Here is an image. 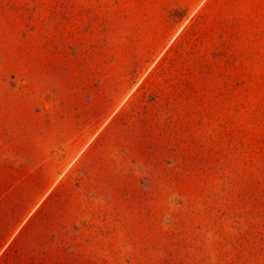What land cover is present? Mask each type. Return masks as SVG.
<instances>
[{"label":"rangeland","instance_id":"rangeland-1","mask_svg":"<svg viewBox=\"0 0 264 264\" xmlns=\"http://www.w3.org/2000/svg\"><path fill=\"white\" fill-rule=\"evenodd\" d=\"M0 264H264V0H0Z\"/></svg>","mask_w":264,"mask_h":264}]
</instances>
